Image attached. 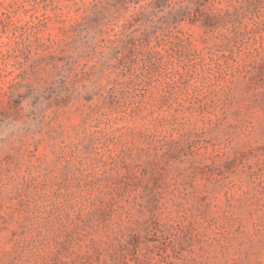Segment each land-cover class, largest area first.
<instances>
[{
    "label": "rangeland",
    "instance_id": "374dc122",
    "mask_svg": "<svg viewBox=\"0 0 264 264\" xmlns=\"http://www.w3.org/2000/svg\"><path fill=\"white\" fill-rule=\"evenodd\" d=\"M177 2L0 0V264H264V0Z\"/></svg>",
    "mask_w": 264,
    "mask_h": 264
},
{
    "label": "trees",
    "instance_id": "16d2710c",
    "mask_svg": "<svg viewBox=\"0 0 264 264\" xmlns=\"http://www.w3.org/2000/svg\"><path fill=\"white\" fill-rule=\"evenodd\" d=\"M142 1H148L149 6H158L161 8L163 0H135L136 4ZM210 0H178V4L181 6L183 12H187L189 9L195 8L196 14L192 15L194 20L192 24L201 22V26L208 29L213 22V16L211 13V7L209 5ZM172 4V3H171ZM170 7V6H168ZM192 46V43H189Z\"/></svg>",
    "mask_w": 264,
    "mask_h": 264
}]
</instances>
